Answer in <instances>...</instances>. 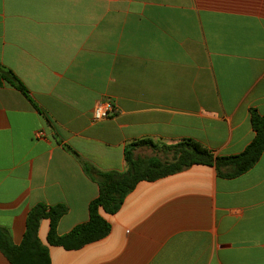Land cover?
<instances>
[{"label": "crops", "instance_id": "0c3cea01", "mask_svg": "<svg viewBox=\"0 0 264 264\" xmlns=\"http://www.w3.org/2000/svg\"><path fill=\"white\" fill-rule=\"evenodd\" d=\"M0 65L35 105L0 86V227L19 245L37 204L66 208L59 236L88 221L82 162L122 172L142 140L241 153L250 110L264 116V0H0ZM102 99L114 113L93 123ZM100 214L109 234L78 250L40 221L51 264H264V153L235 178L192 165L141 181Z\"/></svg>", "mask_w": 264, "mask_h": 264}, {"label": "trees", "instance_id": "16d2710c", "mask_svg": "<svg viewBox=\"0 0 264 264\" xmlns=\"http://www.w3.org/2000/svg\"><path fill=\"white\" fill-rule=\"evenodd\" d=\"M4 84L19 91L31 102L28 91L21 81L10 69L0 65V86ZM33 106L35 107L34 104ZM250 124L254 137L245 149L236 155L214 156L191 140H183L170 146H158L142 140L125 147V170L122 172H100L88 163L82 162L84 173L98 186V196L88 206V221L59 236L57 225L66 213V208L62 205L48 207L37 204L26 216L25 231L19 245H14L8 230L0 227V252L10 264H51L47 248L38 239L41 220L49 222L46 237L48 245L62 247L65 250H78L109 234L110 225L102 218L100 211L108 215L115 214L126 196L141 181H156L192 165L213 166L218 176L222 178L230 179L242 175L251 169L264 153V116L250 110ZM142 147L168 154L170 158L162 161L156 157L136 156L135 151Z\"/></svg>", "mask_w": 264, "mask_h": 264}, {"label": "built area", "instance_id": "2783aa9c", "mask_svg": "<svg viewBox=\"0 0 264 264\" xmlns=\"http://www.w3.org/2000/svg\"><path fill=\"white\" fill-rule=\"evenodd\" d=\"M114 103L111 99L99 100L93 107L91 121L93 123L102 122L108 119L114 113ZM37 138L41 137V133H36Z\"/></svg>", "mask_w": 264, "mask_h": 264}, {"label": "rangeland", "instance_id": "374dc122", "mask_svg": "<svg viewBox=\"0 0 264 264\" xmlns=\"http://www.w3.org/2000/svg\"><path fill=\"white\" fill-rule=\"evenodd\" d=\"M135 155L138 157H141V158L156 157L162 161L169 160V158H170L168 154H164V153H161L159 151H153V150L143 148V147L140 148L139 152Z\"/></svg>", "mask_w": 264, "mask_h": 264}]
</instances>
